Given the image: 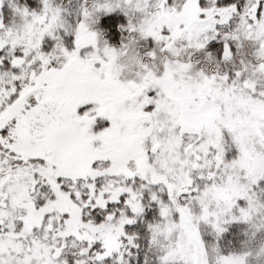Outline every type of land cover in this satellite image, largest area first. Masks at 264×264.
I'll return each instance as SVG.
<instances>
[{
  "label": "snow or ice",
  "instance_id": "1",
  "mask_svg": "<svg viewBox=\"0 0 264 264\" xmlns=\"http://www.w3.org/2000/svg\"><path fill=\"white\" fill-rule=\"evenodd\" d=\"M0 264H264V0H0Z\"/></svg>",
  "mask_w": 264,
  "mask_h": 264
}]
</instances>
